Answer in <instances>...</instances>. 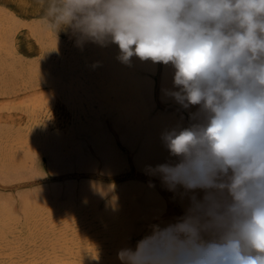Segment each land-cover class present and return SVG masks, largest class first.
Wrapping results in <instances>:
<instances>
[{
	"label": "clouds",
	"instance_id": "obj_1",
	"mask_svg": "<svg viewBox=\"0 0 264 264\" xmlns=\"http://www.w3.org/2000/svg\"><path fill=\"white\" fill-rule=\"evenodd\" d=\"M50 27L77 44H116L171 64L169 94L196 123L163 134L174 164L154 169L175 190L202 189L185 214L121 264H264V0H41Z\"/></svg>",
	"mask_w": 264,
	"mask_h": 264
},
{
	"label": "rangeland",
	"instance_id": "obj_2",
	"mask_svg": "<svg viewBox=\"0 0 264 264\" xmlns=\"http://www.w3.org/2000/svg\"><path fill=\"white\" fill-rule=\"evenodd\" d=\"M0 9L15 13L22 24L12 46L0 50V264H58L113 254L119 222L128 219L131 201L142 203L147 193L161 202L160 214L149 217L140 210L133 216L126 231L130 249L153 225L165 227L182 217L188 209L180 200L183 188L170 190L155 173L156 163L138 162L139 144L125 138L117 114L99 97L95 43L78 45L71 30L56 35L41 0H0ZM33 23L49 28L54 42H39L29 31ZM162 70L156 63L140 71L153 84L149 119H172L178 130L189 127L196 106L185 109L162 93ZM58 74L83 80L92 92L68 104L51 81ZM23 99L37 101L34 113L25 110ZM45 116L52 125L47 134H28L30 123Z\"/></svg>",
	"mask_w": 264,
	"mask_h": 264
},
{
	"label": "bare ground",
	"instance_id": "obj_3",
	"mask_svg": "<svg viewBox=\"0 0 264 264\" xmlns=\"http://www.w3.org/2000/svg\"><path fill=\"white\" fill-rule=\"evenodd\" d=\"M0 10H1L0 11V50L1 49L4 50V47L5 50H7L6 45L9 46L10 44L9 41H11L12 43V39H13L12 36L14 37L16 29L22 24L17 19L15 13L2 9ZM33 25L35 29L31 28V30L29 31H31V33L36 37V39L39 42L44 43L45 38L50 39V42H54L53 40L54 36L52 35V32L50 31L49 28L43 25H38L37 23L35 24L33 23ZM40 31H42L43 34ZM11 46L12 45H10L9 47ZM51 47L49 48L51 49ZM94 47H95V51L98 53V56L100 57L99 58L100 65L98 68V72L96 73L97 76L100 78V82L102 83L101 84L102 88L104 89V90L102 89V93L99 94V97L101 98L103 103H106L105 106L108 108L110 112L117 114L115 118L116 121L119 122V125L121 126L122 134L125 136V138L129 141H134L135 143L139 144V154L137 158L138 162L140 164H143V166H148V164L150 163H156L157 165H161L165 163L168 164L176 163V158L170 155L165 145V141L163 140L162 137L163 134L170 132L173 129L178 130L177 128L179 126L174 125L176 122L174 121L173 123L171 121L172 120L171 118H170L171 120L167 118L163 120H161V118H155V119L150 118L151 120L149 119L150 115L148 112L149 110L148 102L152 98L153 84H152V80L146 78V76L144 77L142 74H140V71L152 68V66H155L156 63H153L151 60H141L136 56H133L130 59V62H123L120 59L121 52L119 47L113 43H108L106 46H101L95 43ZM116 58L118 59V61H116ZM174 73H175V69L171 64L169 65L163 64L160 87L164 95H170L169 94L170 92L177 90L174 88L173 85ZM51 81L56 87L55 90L59 92L63 100L71 105H74L78 101L77 99L78 97L83 98L80 96L79 93L83 92L85 96H88L90 95V92H92L88 89L86 84H84L83 80L82 81L74 80L71 77L65 79L59 75L55 79H52ZM21 101L22 103H26L25 110L27 112L34 113V111L37 109L38 106L37 101L32 100L31 102L30 101L26 102L25 99ZM197 112H198V106L195 107V110L191 114L190 119L192 124L197 122V120L193 118V114ZM48 117L49 116L47 117L45 116L41 120L40 118L35 119L32 123H30L27 133L35 137L45 136L52 127ZM57 142H60L62 145L65 144V141L60 139H57ZM72 149L73 147L71 148L70 151H73ZM104 156L105 159L109 160L110 156L105 152H104ZM205 194H206L205 191L202 189H196L194 191H186L183 188L180 200L184 205L183 207L189 208L193 199L202 200ZM142 195L141 197H143ZM157 201H156V196L151 193H147L145 199L139 201L142 203H138V201L135 202L134 200L131 201L132 206L131 208H129L131 209V211L129 210L130 213L126 216V217L129 216L128 217L129 220L126 218L121 220L118 224L120 226H118L116 230L117 234L116 233L114 234V238L112 236L113 240L111 241L114 242L113 254H109L104 251L103 252L104 256H102L101 258L95 256L98 258L96 260H91L90 258H83V259L81 258L77 262L68 260L69 262L67 261V263H62L63 262L62 261L58 264H121V261L118 257V253L123 249H130L126 241V231L130 230V228H128L130 226L128 222L132 221L133 216L140 210L146 211L144 213L149 217L152 215L155 216V214L156 215L160 214L159 212L161 209L160 206L161 202L157 203ZM52 263L57 264L55 262Z\"/></svg>",
	"mask_w": 264,
	"mask_h": 264
}]
</instances>
